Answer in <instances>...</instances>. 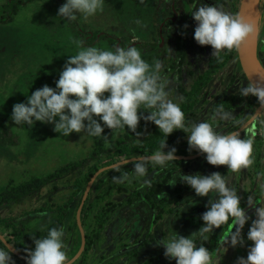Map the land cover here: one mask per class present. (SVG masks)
<instances>
[{"label":"rangeland","instance_id":"1","mask_svg":"<svg viewBox=\"0 0 264 264\" xmlns=\"http://www.w3.org/2000/svg\"><path fill=\"white\" fill-rule=\"evenodd\" d=\"M8 1L0 0L1 14L7 13ZM58 1L65 3V0L27 2L13 22L0 24V241L7 247L5 241L8 242L13 231H45L59 216V208H66L63 242L69 264H175V260L164 256L163 246H157L156 242L170 239L174 232L187 237L197 231L204 223L200 217L209 200L207 196H196L193 189L177 190L186 185L178 177L174 185L170 184L178 173L219 172L240 197L246 214L255 219L254 209L247 206V201L251 197L264 203V107L256 97H243L238 92L250 83L238 53L203 87L190 110L185 109L174 80L180 76L183 85L193 89L209 68L213 49L195 41L196 21L191 15L201 0H105L103 11L87 19L78 14L76 20L80 27L116 36L122 43L115 46L101 39L95 47L114 50L135 46L150 65L159 62L162 82L169 98L180 104L187 127L204 121L219 132L239 131L242 139L252 138L254 163L248 168L233 172L226 165H210L204 154L189 149L187 133L177 129L164 150L177 149L178 169L163 192L153 195V202L161 203L154 208L146 197L147 184L164 177L173 165L169 164L158 176L157 167H149L147 177H138L132 171V163L122 162L148 156L135 155L103 167L96 164V159H90L95 143L94 137L86 133L73 132L64 137L54 131L53 124L36 122L28 127L12 122L13 105L26 102L27 96L45 84L55 87L65 62L78 51L74 43L81 41L78 31L68 20L58 17ZM202 3L216 4L235 15L239 14L242 0H202ZM257 8L262 15L259 56L264 64V0H258ZM168 23L171 25L167 26ZM178 39L186 49V63L179 73ZM138 43H148L149 47ZM219 102L220 108L215 109ZM140 111L146 116L152 109ZM226 113L231 115L225 118ZM142 122L145 128L141 137L158 130L154 123ZM128 134L127 128L116 130L107 146L122 142ZM111 154L112 151L104 153L101 159L105 161ZM85 159L90 160L85 167L72 169ZM124 173L128 174L126 181L113 180ZM89 175L92 177L83 190L80 183H86L84 179ZM49 177L51 180L40 190L21 201L13 199L12 189L22 190ZM250 224L251 221L246 223L242 230L244 247L235 248L222 243L230 231H235L233 224L229 226L212 252L215 264H236L237 257L247 256L252 244L246 239ZM215 231L209 234V239ZM87 241L92 242L88 245ZM196 242L198 246L204 243L200 239Z\"/></svg>","mask_w":264,"mask_h":264},{"label":"clouds","instance_id":"2","mask_svg":"<svg viewBox=\"0 0 264 264\" xmlns=\"http://www.w3.org/2000/svg\"><path fill=\"white\" fill-rule=\"evenodd\" d=\"M104 4L105 0H65L57 15L68 21L76 20L78 14L87 19L103 11ZM191 15L196 21L195 41L201 46H211L212 55L239 48L255 33V25L239 14H229L216 4L209 6L202 0ZM74 43L78 51L65 62L55 87L45 84L27 96L26 102L13 105L10 119L15 125L32 127L41 122L53 124L54 131L64 137L73 132L99 137L105 128L137 132L141 120L152 122L164 136L159 149L151 156L122 162L132 163L133 173L142 178L147 177L149 167L164 169L177 160L175 147L164 150L167 137L177 129L187 133L189 149L204 154L210 165H226L236 172L254 163L253 139H242L239 131L225 134L204 121L187 127L185 113L179 103L169 98L162 82L161 64L150 65L137 47L106 50L83 47L82 41ZM238 92L243 97H256L264 107V78L248 83ZM142 108L152 111H147L149 114L145 116L140 111ZM228 115L231 113H226L225 118ZM177 177L193 189L196 196H207L209 200L207 210L200 217L204 223L197 231L187 237L174 232L170 239L156 242L157 246H163L164 256L175 260V264H215L213 253L203 243L198 246L196 241H207L214 229L231 218L235 231H230L222 243L232 248L244 247L242 230L251 221L246 239L252 244L247 256L237 257L236 264H264V203L249 197L247 206L254 209L255 216L252 219L241 207L236 191L219 172L210 175L178 173L170 184L174 185ZM127 179V173L113 177L121 183ZM63 236L62 228H51L46 237L35 239L34 248L27 252L26 264H69ZM0 264H14L10 248L0 247Z\"/></svg>","mask_w":264,"mask_h":264},{"label":"trees","instance_id":"3","mask_svg":"<svg viewBox=\"0 0 264 264\" xmlns=\"http://www.w3.org/2000/svg\"><path fill=\"white\" fill-rule=\"evenodd\" d=\"M35 0H10L6 3L7 7V13H0V24H8L14 21L15 14L19 11V9L26 5L27 2H31ZM62 6V4L58 1V7ZM68 23L78 31V35L82 41L83 46L89 47L96 45L99 40L101 39H107L111 44L117 46L118 43L122 46L121 39L116 36H111L107 33H104L102 31H93L90 28H83L80 27V24L77 22V20L74 21H68ZM170 24V23H169ZM139 45H142L143 47H149L148 43H138ZM177 53L179 56V61L176 63L177 71L178 73L181 71L182 67L186 63V49L184 43L181 42L180 39L177 41ZM119 46V45H118ZM237 53V48H233L232 50H224L219 53V56L211 55L209 57V68L208 70L199 77V80L197 83V86L195 84V87L193 89H187L183 83L182 78L180 76H175L174 80L177 84V89L183 96V103L186 110H190L194 104L195 101L200 94L203 87L208 84L217 73L220 72L221 69H223L227 63L235 56ZM158 60V57H156ZM175 67V65H173ZM221 103H217L215 105V109L220 108ZM145 125L142 122V120L139 122L137 132H131L130 134L126 135L124 140L122 142H118L116 144H111L107 146L108 142L111 140V138L114 135V132L116 130H110L105 128L104 134H102L99 137H94V143L95 148L90 156V159H96L98 163L101 166H108L112 163H117L119 161H123L125 159L131 158L135 155H142V156H149L152 155L156 150L159 149L160 144L162 140L164 139L163 134L158 130H154L149 136L141 137L143 131H144ZM141 138V140H139ZM172 140V134H170L167 137L166 144L167 146L170 145ZM113 152V154L109 155L105 161L102 158L104 153L107 152ZM89 159H85L83 162L75 164L72 169L82 168L85 167ZM178 163L179 161H173L170 162L171 165H173L172 170L167 171V174L164 177L156 178L153 181H150L147 186L149 187V192L147 193L146 197L147 200L150 202V204L156 208L159 207L158 204H161L160 202L158 204H155L153 202V195L154 194H160L163 192V187L168 183V181L172 178V175L176 170L178 169ZM177 164V165H176ZM97 166V165H96ZM98 167H96V170ZM159 166H157V170L155 171V175L158 176V173L161 170ZM92 176H87L84 180L86 183H83L80 188L86 189V186ZM52 177H49L45 179V181L41 182L38 181L37 183H33L31 187H24L22 190L18 188L12 189V192L15 193L13 195V199L15 201H21L24 198L30 196L35 191H38L42 188L44 184H46L48 181L51 180ZM184 189H191L189 186L184 185L183 187L178 188L177 190H184ZM59 216L54 220L52 225L46 229L45 231H37L35 233H28L25 230L21 231H13L10 233V236L7 238L8 242L21 254L24 256H27V252L34 248V240L35 239H42L47 236L48 231L51 228H62L64 227V217L67 213V209H61L59 208ZM9 222L8 224H10ZM232 224L231 218L229 219L228 223L223 224L220 226V228L216 229L213 236L208 239L207 241H204L203 245L207 247L211 252H213L217 245L219 244L222 236L224 233L228 230L229 226ZM97 236V235H96ZM92 241H87V244H91ZM0 244L2 247H6L1 241ZM12 259L14 261V264H26V260L22 259L15 253L11 252Z\"/></svg>","mask_w":264,"mask_h":264},{"label":"water","instance_id":"4","mask_svg":"<svg viewBox=\"0 0 264 264\" xmlns=\"http://www.w3.org/2000/svg\"><path fill=\"white\" fill-rule=\"evenodd\" d=\"M257 5L258 0H242L239 11L240 16L255 25V33L246 38L240 47L237 48V53L240 58L243 71L249 82H258L261 78H264V64L259 56V26L254 17L255 7H257ZM162 28L163 27H161V32L163 31ZM135 159L127 161H133ZM88 190L89 189H87V191ZM5 244L11 249V252L15 253L22 259H26V257L21 255L11 244L6 241Z\"/></svg>","mask_w":264,"mask_h":264},{"label":"bare ground","instance_id":"5","mask_svg":"<svg viewBox=\"0 0 264 264\" xmlns=\"http://www.w3.org/2000/svg\"><path fill=\"white\" fill-rule=\"evenodd\" d=\"M263 10V9H262ZM254 17H255V19H256V21H257V23H258V26H260V19H261V13H260V11H259V9L257 8V7H255V11H254ZM264 26V25H263Z\"/></svg>","mask_w":264,"mask_h":264},{"label":"flooded vegetation","instance_id":"6","mask_svg":"<svg viewBox=\"0 0 264 264\" xmlns=\"http://www.w3.org/2000/svg\"><path fill=\"white\" fill-rule=\"evenodd\" d=\"M169 25H171V23H170V24L168 23V25H167V26H169ZM162 29H163V28H162ZM182 187H183V186H182Z\"/></svg>","mask_w":264,"mask_h":264}]
</instances>
